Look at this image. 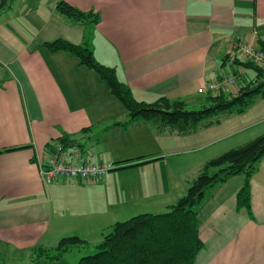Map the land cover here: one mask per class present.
I'll use <instances>...</instances> for the list:
<instances>
[{"label": "crops", "instance_id": "crops-1", "mask_svg": "<svg viewBox=\"0 0 264 264\" xmlns=\"http://www.w3.org/2000/svg\"><path fill=\"white\" fill-rule=\"evenodd\" d=\"M57 1L7 0L0 8V249L8 253H42L64 236L101 234L131 202L144 212L165 211L204 162L264 133V95H254L242 113L180 132L129 118L93 70L39 46L89 38L96 59L114 66L137 100L202 105L206 93L198 90L206 81L236 70L253 79L234 60L244 57L232 43L264 40V0H64L99 15L94 26L58 13ZM64 136L87 160L125 167L97 180L44 183L40 162ZM243 181L234 175L202 201L195 264H264V157L250 180L251 216L236 206Z\"/></svg>", "mask_w": 264, "mask_h": 264}, {"label": "trees", "instance_id": "trees-1", "mask_svg": "<svg viewBox=\"0 0 264 264\" xmlns=\"http://www.w3.org/2000/svg\"><path fill=\"white\" fill-rule=\"evenodd\" d=\"M55 8L58 13L74 21L93 26L99 22V15L96 13L83 11L64 0L57 1ZM39 46L51 52H67L77 58L79 65L93 70L105 82L110 94L125 107L129 118L153 119L162 128L177 129L180 132L190 131L200 123L215 122L218 120L217 115L221 113H242L254 95H264V85L252 93H246L264 77V67L249 59L237 58L234 60L243 68H249L255 73L253 79L245 81L240 70L234 71L232 75L237 77V89L227 93L206 94L204 103L198 109H187L183 100L165 96L152 102L139 101L134 97L131 88L118 79L114 66L105 65L96 59L89 38L82 44L59 38L42 42ZM256 47L264 54V40H258ZM60 141L66 145L75 143L74 139L65 136ZM11 149L14 148H5ZM262 157L264 133L208 159L189 182L185 194L165 211L139 213L126 220L114 222L96 244L97 251L80 257L77 264H195L196 255L203 247L197 225V213L202 201L218 185L234 175L242 174L244 181L236 193V206L238 209L244 208L251 216L250 180ZM141 158L143 157L136 159ZM148 161L143 160L140 163ZM113 164L118 165L114 169L125 167L119 162ZM86 243L85 239L76 235L64 236L54 247L43 248L40 255L46 256L50 252V258L56 259L71 247Z\"/></svg>", "mask_w": 264, "mask_h": 264}, {"label": "built area", "instance_id": "built-area-1", "mask_svg": "<svg viewBox=\"0 0 264 264\" xmlns=\"http://www.w3.org/2000/svg\"><path fill=\"white\" fill-rule=\"evenodd\" d=\"M232 49L234 55H242L264 67V54L255 45L234 41ZM236 83V75L230 74L205 82L198 91L200 93L230 92ZM115 167L117 165L111 162L99 164L89 161L84 158L78 146L66 145L60 140H53L46 160L40 162L39 172L44 183H49L59 177L89 181L102 178Z\"/></svg>", "mask_w": 264, "mask_h": 264}, {"label": "rangeland", "instance_id": "rangeland-1", "mask_svg": "<svg viewBox=\"0 0 264 264\" xmlns=\"http://www.w3.org/2000/svg\"><path fill=\"white\" fill-rule=\"evenodd\" d=\"M207 82V81H206ZM232 91V90H231ZM199 92V91H198ZM226 93L229 91H225ZM200 93V92H199ZM206 94L211 93V92H205ZM201 105H186L187 109H198L200 108ZM113 172V171H112ZM131 208L128 211H122V216H118V218H112L111 223L109 224L112 225L116 221H122L126 220L133 215L139 214L144 212V210L141 211V209L135 208L136 206H133L136 203H130ZM107 227V228H108ZM105 228L103 232L100 234L99 232H89V234H84L86 237V244L78 245V246H73L71 247L68 251L64 252L59 258L56 259H51L49 254L47 253L45 255H40V251L37 250H31V251H25L21 252L23 256H21V253H7L3 250L0 249V264H39L37 261L38 260H44L45 262H49L52 264H77L78 260L80 257L95 253L97 251L96 244L102 240L103 236L105 233L109 231V229ZM84 239V238H83ZM43 253V252H42ZM16 255V256H15ZM19 255V256H17Z\"/></svg>", "mask_w": 264, "mask_h": 264}, {"label": "water", "instance_id": "water-1", "mask_svg": "<svg viewBox=\"0 0 264 264\" xmlns=\"http://www.w3.org/2000/svg\"><path fill=\"white\" fill-rule=\"evenodd\" d=\"M7 0H0V8H2L6 4ZM264 85V77L261 78L254 86H252L250 89L246 91V93H252L256 91L259 87Z\"/></svg>", "mask_w": 264, "mask_h": 264}]
</instances>
